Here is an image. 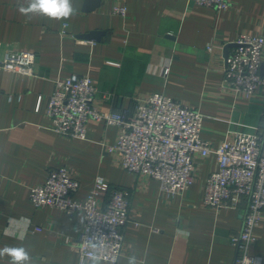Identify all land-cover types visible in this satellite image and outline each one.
I'll return each instance as SVG.
<instances>
[{
	"label": "crops",
	"instance_id": "0c3cea01",
	"mask_svg": "<svg viewBox=\"0 0 264 264\" xmlns=\"http://www.w3.org/2000/svg\"><path fill=\"white\" fill-rule=\"evenodd\" d=\"M21 3L27 0H0V62L7 51L35 54L34 76L0 66V248L24 247L27 264H79L72 243L82 230L81 213L37 207L29 199L48 170L64 167L79 181L78 198L96 175L130 189L137 220L123 229L117 262L92 258L84 264H129L132 257L136 264H234L230 236L241 228L245 204L202 205L212 160L197 158L190 187L166 196L156 179L129 172L104 150L115 142L117 126L90 121L85 138H69L52 130L45 110L54 79L76 72L95 80L103 111L131 114L135 97L161 92L197 108L201 135L214 144L231 130L261 132L264 92L234 97L221 80L225 53L238 34H264V0H231L226 10L193 0H99L84 10L86 0H72L74 14L60 20L28 19L18 11ZM118 5L125 14L114 12ZM93 31L96 37L85 36ZM261 67L264 72V56ZM250 253L263 264L264 218ZM0 264H10L9 257H0Z\"/></svg>",
	"mask_w": 264,
	"mask_h": 264
},
{
	"label": "built area",
	"instance_id": "2783aa9c",
	"mask_svg": "<svg viewBox=\"0 0 264 264\" xmlns=\"http://www.w3.org/2000/svg\"><path fill=\"white\" fill-rule=\"evenodd\" d=\"M226 10L231 0H193ZM115 13L125 14L123 6ZM212 45H208L210 49ZM264 34L240 32L224 58L221 86L234 97L248 99L264 92ZM34 52L7 51L0 66L16 74L34 76ZM166 72L168 67L165 68ZM97 85L87 74L72 72L54 79L45 113L52 130L69 138H85L90 121L117 126L113 144L104 150L117 155V164L134 174L154 178L159 189L171 196L187 190L195 180L197 158L212 160L202 183V205L212 209L245 204L241 228L230 236L236 247L234 264H260L250 253L254 229L264 218V127L261 132L228 131L214 144L202 137V113L161 92L135 97L131 114L103 111L97 104ZM79 181L64 168L48 170L45 181L32 186L29 199L37 207H58L67 214L81 213L82 230L72 243L78 263L96 258L115 263L125 247L123 229L137 225L130 209V189L111 186L96 175L84 197H76ZM264 264V262H263Z\"/></svg>",
	"mask_w": 264,
	"mask_h": 264
},
{
	"label": "clouds",
	"instance_id": "9594fccd",
	"mask_svg": "<svg viewBox=\"0 0 264 264\" xmlns=\"http://www.w3.org/2000/svg\"><path fill=\"white\" fill-rule=\"evenodd\" d=\"M18 11L28 19L39 15L48 19L60 20L72 16L75 9L72 0H27L26 5L19 4ZM3 256L9 257L10 264H27L30 260L28 252L22 246L6 245L0 248V257ZM129 264H136L135 257L130 258Z\"/></svg>",
	"mask_w": 264,
	"mask_h": 264
},
{
	"label": "water",
	"instance_id": "95a60500",
	"mask_svg": "<svg viewBox=\"0 0 264 264\" xmlns=\"http://www.w3.org/2000/svg\"><path fill=\"white\" fill-rule=\"evenodd\" d=\"M99 0H86L85 6H84V10H90L93 9L95 7L98 6ZM98 35V32L93 31L90 32L88 34H86L85 36L87 37H96ZM227 55V52L225 53V56ZM261 73H263V68L261 67Z\"/></svg>",
	"mask_w": 264,
	"mask_h": 264
}]
</instances>
